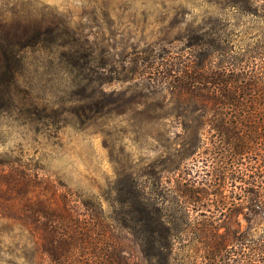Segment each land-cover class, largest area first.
Here are the masks:
<instances>
[{"label": "trees", "instance_id": "obj_1", "mask_svg": "<svg viewBox=\"0 0 264 264\" xmlns=\"http://www.w3.org/2000/svg\"><path fill=\"white\" fill-rule=\"evenodd\" d=\"M222 1L252 19L248 36L206 25L181 38L180 51L156 44L136 59L143 89L169 94V117L184 128L159 129L157 172L120 180L109 214L0 157V264H264V0ZM20 38L0 42V115L14 108L25 67ZM77 51L59 60L78 63Z\"/></svg>", "mask_w": 264, "mask_h": 264}, {"label": "rangeland", "instance_id": "obj_2", "mask_svg": "<svg viewBox=\"0 0 264 264\" xmlns=\"http://www.w3.org/2000/svg\"><path fill=\"white\" fill-rule=\"evenodd\" d=\"M235 12L222 0H0V42L19 36L25 43L18 46L25 67L14 108L0 115V157L39 170L63 193L93 199L109 214L120 180L142 182L145 172H157L159 129L184 128L169 117V94L143 89L136 59L151 56L156 44L180 51L181 38L207 32L206 25L227 24L228 34L248 36L252 19ZM46 32L49 42L29 41ZM77 50L78 63L59 60ZM158 116L165 126L158 127ZM168 177L167 192L176 178Z\"/></svg>", "mask_w": 264, "mask_h": 264}]
</instances>
